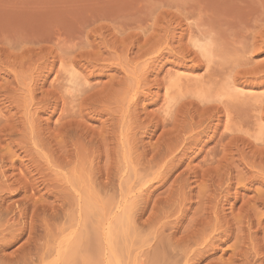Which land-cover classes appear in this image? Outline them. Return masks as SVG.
<instances>
[{
  "label": "rangeland",
  "instance_id": "rangeland-1",
  "mask_svg": "<svg viewBox=\"0 0 264 264\" xmlns=\"http://www.w3.org/2000/svg\"><path fill=\"white\" fill-rule=\"evenodd\" d=\"M0 264H264V0H0Z\"/></svg>",
  "mask_w": 264,
  "mask_h": 264
},
{
  "label": "bare ground",
  "instance_id": "bare-ground-1",
  "mask_svg": "<svg viewBox=\"0 0 264 264\" xmlns=\"http://www.w3.org/2000/svg\"><path fill=\"white\" fill-rule=\"evenodd\" d=\"M10 113V112H9ZM10 120V119H9ZM174 122V121H173ZM169 123V122H168ZM167 123V124H168ZM169 125V124H168ZM8 179V178H7ZM247 181V180H246ZM245 181V182H246ZM13 182V181H12ZM9 185V184H8ZM152 186V185H151ZM148 195V194H147ZM173 199V198H172ZM237 199V198H236ZM177 200V199H176ZM175 201V200H174ZM172 202V201H171ZM169 203V202H168ZM248 203V202H247ZM166 207V206H165ZM168 208V207H167ZM128 209V208H127ZM212 209V208H211ZM213 210V209H212ZM233 210V209H232ZM218 211V210H217ZM215 213V212H214ZM206 214V213H205ZM211 214V213H210ZM222 222V221H221ZM218 223V222H217ZM220 223V222H219ZM226 224V223H225ZM220 225V224H219ZM218 228V227H217ZM213 229V228H212ZM215 229V228H214ZM220 229V228H219ZM218 230V229H217Z\"/></svg>",
  "mask_w": 264,
  "mask_h": 264
}]
</instances>
